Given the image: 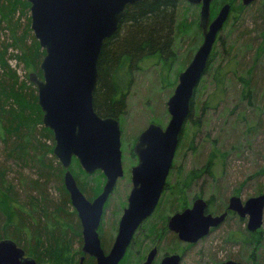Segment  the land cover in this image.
Wrapping results in <instances>:
<instances>
[{
	"label": "rangeland",
	"instance_id": "rangeland-1",
	"mask_svg": "<svg viewBox=\"0 0 264 264\" xmlns=\"http://www.w3.org/2000/svg\"><path fill=\"white\" fill-rule=\"evenodd\" d=\"M234 1L235 6H231L229 18L214 44L207 74L195 91L191 117L182 131L166 189L154 214L142 224L135 236L134 245L123 264H143L150 250L156 246L158 255L153 264H160L164 256L173 254L182 255L181 264H221L227 261L264 264V213L262 227L250 239L245 234L248 230L247 219L240 221L234 215L193 246L181 243L169 231L163 238H156V230L164 223L167 226L170 216L189 208L194 196H201L205 201L211 199L213 205L210 210L217 212L227 206L233 196L245 203L249 198L262 194L258 191L264 189L263 0H256L248 7L243 6L242 0ZM19 3L21 9L16 17L23 25L29 22L31 26L30 6L21 0ZM218 12L219 9L213 18ZM199 16L200 7L184 1L179 7L172 56L166 61L157 56L156 59L145 60L139 63V70L132 71L133 82L125 92V109L118 117L122 130L124 176L118 180L105 205L99 227V236L106 252L115 240L123 210L128 205L132 189L131 169L138 163L133 148L149 124L154 123L162 128L167 126L170 120L167 102L173 95L179 74L192 61L202 43ZM0 49L1 52L6 51V64L16 72L20 81L25 82L31 73H35L26 62L18 60L16 55L20 56V52L13 47L10 31L1 18ZM1 68L0 64V77ZM217 75L221 79L224 77L223 85H217ZM240 78L250 80L251 92ZM43 126L39 125L37 131H41ZM1 132L0 211L13 217L14 223L6 229L0 214V235L4 227L9 235L0 241L9 239L25 252L30 250L32 254L26 255L37 264H79L83 244H80L76 226L78 216L71 203L65 206V213L55 215L56 221L47 222H43L42 218L45 217L39 209L33 211L29 205L31 197H37L40 193L47 195L52 207L61 206L67 198L66 190H62L61 177L57 174L59 161L49 150L55 142L38 135L44 146L40 156H44L56 169L47 172L37 163L13 158L9 151L12 141L4 140ZM77 167L74 163L71 172L78 175L77 180L88 189V193L92 194L93 189L95 193H101L105 176L99 171L87 174L88 177L81 176ZM188 172L199 174V178L187 177ZM190 183V189H187ZM13 207L25 209L31 218H26L28 214L25 213L26 216L23 214L21 219H17L19 214L16 213V216L11 211ZM58 224L63 236L57 232ZM50 233L64 237L65 243L61 248L51 250L44 244L38 246L40 240L51 239ZM233 238L237 240H230ZM246 241L252 244H244ZM35 257H39L40 263Z\"/></svg>",
	"mask_w": 264,
	"mask_h": 264
},
{
	"label": "water",
	"instance_id": "water-1",
	"mask_svg": "<svg viewBox=\"0 0 264 264\" xmlns=\"http://www.w3.org/2000/svg\"><path fill=\"white\" fill-rule=\"evenodd\" d=\"M30 4L31 30L45 52L40 64L42 79L36 73L29 80L37 88L43 125L52 131L53 155L64 169V187L77 213L82 229L83 264L86 256L95 264H120L140 226L154 214L191 112L195 91L205 75L217 36L227 22L231 5H223L211 21L215 0H184L200 6L199 27L203 43L192 61L178 76L173 95L167 102L170 120L165 128L151 123L139 135L133 153L138 164L131 169L132 189L123 210L118 232L106 252L99 236L105 205L119 179L124 176L122 130L118 119L101 117L94 108L99 79V60L104 42L119 29L128 6L144 0H26ZM256 0H242L245 7ZM73 159L83 171L101 172L106 182L102 192L89 200L71 172ZM208 205L197 199L192 208L170 216L167 229L183 243L197 244L221 226L227 213L205 214ZM228 210L247 218V229L254 233L263 225L264 193L249 198L229 200ZM157 247L148 253L143 264H153ZM182 255H166L160 264H181ZM0 264H37L9 239L0 241ZM221 264H243L227 261Z\"/></svg>",
	"mask_w": 264,
	"mask_h": 264
},
{
	"label": "trees",
	"instance_id": "trees-1",
	"mask_svg": "<svg viewBox=\"0 0 264 264\" xmlns=\"http://www.w3.org/2000/svg\"><path fill=\"white\" fill-rule=\"evenodd\" d=\"M21 1L30 6L26 0ZM19 2L20 0H0V18L10 31L13 47L20 52V56L19 54L16 55L18 56V60L21 59L23 62H26L27 65L31 66L37 76L42 79L40 64L45 52L41 49L38 41L31 32L29 22H27L26 25H23L20 19L16 17L17 12L21 9ZM183 2L184 0H144L141 3L128 6L126 15L122 20L119 29L110 39H107L103 45L99 60V79L94 95V108L98 115L101 117H113L118 119L125 109V92H127L133 82L132 71L139 70V63H142L145 60L156 59L157 56L160 60L166 61L169 59L168 57L172 56L174 42L173 36L178 27L177 19L179 7ZM227 3L232 7L235 6L234 0H215L211 6V18L213 19V15L217 10H220V8ZM262 7L264 8V0ZM242 8L243 6L241 9ZM262 33L264 38V29ZM6 63V51L1 52L0 49V64L2 66L0 77L1 136H3L4 140L8 141L9 139V141H12L11 146H9V151L13 158L16 157L18 161L27 160L30 163H37L44 167L47 172H52L56 169L51 166L44 156H40L44 147L40 142L42 138L41 136H43L44 139H50L53 143L54 138L52 131L43 126V113L38 105L37 89L34 87V84L30 82L29 77L25 82L20 81L16 72L10 69ZM209 63L210 62H208L205 75L207 74ZM239 80L243 82L244 85H246L247 90L251 92L250 80L242 78ZM216 83L217 85H223L224 77L221 79L219 78V75H217ZM190 116L191 114L189 115V118ZM39 125H42L43 127L42 130L38 132L37 127ZM38 135L41 138H38ZM53 149L54 145L53 148L49 150L55 159ZM73 161V164L75 163L78 166V174L88 177L87 174L82 173L83 170L78 161L76 159ZM73 164L71 165L72 169ZM58 165L59 171L57 174H59V178L61 177L62 190L65 192L66 189L63 180L65 171L60 163ZM53 175L56 176L55 173ZM40 176L43 175L41 174ZM74 176L76 180L79 178L77 177L78 175ZM191 179H193V176H191ZM77 183L86 197L90 200L96 198L100 193H95V189H93V193L89 194L88 189H86L79 180H77ZM258 192L264 193V189H260ZM65 194L67 198L62 201L61 206L52 207L51 201L48 200L47 195L42 193L37 197H31L29 205L34 209L33 211L39 209V211L43 213V216L45 217L42 218L44 219L43 222L56 221L55 215L65 213V206L70 204L68 192L66 191ZM11 211L15 212V214H19L18 216L16 214L17 219H21L23 214L26 216L25 213L28 214V211L22 208L14 209L13 207L11 208ZM53 212L54 215H52ZM74 213L77 216L75 210ZM0 214L6 223H4L6 229H8L10 225H13V217L2 211H0ZM30 215L31 214H28L27 216L29 217L26 216V218H31ZM76 226L79 231L80 244L82 245L83 240L79 219L77 220ZM59 228L60 225L58 224L57 232H60L62 235L63 233ZM138 231L136 235L138 234ZM167 231V226L164 223L163 226L156 230V238H163ZM7 236L9 235H7L4 227L0 239L6 238ZM50 236L51 239H49L50 237H46L49 240H40L41 243L38 242L40 243L38 246L44 244L47 248L50 247L52 248L51 250H55L64 245V237L55 236V233H50ZM251 237L252 235L247 236L248 239ZM134 240L135 237L128 248L127 253L133 247ZM244 244L251 245L252 243L246 241ZM258 244L259 242L257 243V246ZM26 253L27 255L32 254L30 250H26ZM126 255L120 264L124 263ZM35 258L40 263L39 257ZM85 263L95 264V261L90 257H86ZM252 263L255 264V261Z\"/></svg>",
	"mask_w": 264,
	"mask_h": 264
},
{
	"label": "flooded vegetation",
	"instance_id": "flooded-vegetation-1",
	"mask_svg": "<svg viewBox=\"0 0 264 264\" xmlns=\"http://www.w3.org/2000/svg\"><path fill=\"white\" fill-rule=\"evenodd\" d=\"M198 7H200V6H198ZM200 17V16H199ZM214 19V18H213ZM212 18H211V21L213 20ZM201 33H202V31H201ZM218 40V36H217V39H216V41ZM202 43H203V33H202ZM201 43V44H202ZM213 51V50H212ZM212 54V53H211ZM209 60H210V58H209ZM192 108H193V102H192ZM191 117V116H190ZM190 118H188V120H189ZM137 162H138V159H137ZM138 164V163H137ZM172 168H173V166H172ZM171 171V170H170ZM187 174V177L188 176H194L195 177V180L196 179H198L199 177V174H194L193 172L192 173H190L189 174V172L188 173H186ZM194 181V180H193ZM192 181V182H193ZM191 182V183H192ZM191 183H190V185L188 186V188L187 189H190V186H191ZM166 189V188H165ZM165 191V190H164ZM197 199H202V197L201 196H194L193 198H192V200H191V202H190V204H189V208H192V206H193V203L197 200ZM230 200V199H229ZM207 202V205H208V207H207V209H206V211H205V214H211V215H213V216H220V215H222V214H224V213H227V216H226V220L224 221V223L227 221V219L231 216V215H234V216H237L238 218H239V220L241 221V219L242 220H245V219H247V218H240L239 217V215L237 214V213H235V212H232V211H229L228 210V205H229V201H228V204H227V206H225L223 209H221V210H219V211H211L210 210V208H211V206L213 205V202H212V200L210 199V200H208V201H206ZM189 208H185L184 210H186V209H189ZM184 210H182V211H184ZM181 211V212H182ZM178 213V212H177ZM176 214V213H175ZM223 223V224H224ZM222 224V225H223ZM81 225V224H80ZM221 225V226H222ZM221 226H219L218 228H216V229H211V231H210V233L211 232H213L214 230H217V229H219ZM246 228H247V226H246ZM82 230V229H81ZM168 230V229H167ZM170 233H172V232H170ZM172 234H174V233H172ZM245 234H247V236H251V235H253V233L252 232H250V231H248L247 230V232L245 233ZM175 235V237L178 239V237H177V235L176 234H174ZM206 237H208V236H206ZM206 237H204V238H202L201 240H203V239H205ZM233 237H237V236H233ZM82 240H83V238H82ZM179 240V239H178ZM200 240V241H201ZM230 240H233V241H235V240H237V239H230ZM180 241V240H179ZM181 242V241H180ZM181 243H183V242H181ZM184 244H188V243H184ZM188 245H190V246H193V245H195V244H188ZM157 247V246H156ZM157 249H158V247H157ZM86 257H89V256H86ZM86 257H85V259H86ZM91 258V257H90ZM85 259H84V262H83V264H85ZM92 259H94V258H92ZM94 261H95V259H94Z\"/></svg>",
	"mask_w": 264,
	"mask_h": 264
},
{
	"label": "bare ground",
	"instance_id": "bare-ground-1",
	"mask_svg": "<svg viewBox=\"0 0 264 264\" xmlns=\"http://www.w3.org/2000/svg\"><path fill=\"white\" fill-rule=\"evenodd\" d=\"M249 73V72H248Z\"/></svg>",
	"mask_w": 264,
	"mask_h": 264
}]
</instances>
